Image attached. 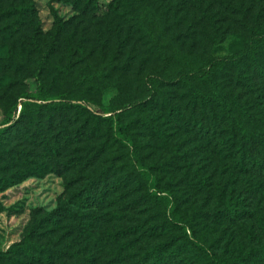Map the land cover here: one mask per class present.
<instances>
[{"label":"trees","instance_id":"1","mask_svg":"<svg viewBox=\"0 0 264 264\" xmlns=\"http://www.w3.org/2000/svg\"><path fill=\"white\" fill-rule=\"evenodd\" d=\"M73 1L81 8L84 5L85 11L90 3ZM7 7L2 16L23 18L21 24L33 30L29 32L34 40L30 52L41 58L37 62L38 87L35 91L23 89L0 122V148L11 138L16 141L15 149L22 148L7 150L9 143L3 155L0 153V192L30 177L54 173L65 178L66 195L52 211L35 210L22 240L8 251L0 250V264H253L254 250L241 249L233 258H225L199 239L198 229L204 217L242 225L259 212L252 202L254 190L250 194L246 187L252 186L244 180L260 174V191L264 187V113L252 110L245 97L255 91L260 77L264 81L260 69L264 28L246 26L247 48L225 60L203 62L186 55L184 46L171 58L161 43L167 33L163 18L156 25L152 4L112 0L107 10L144 33L155 49L153 54L165 63L174 58L179 62L182 72L171 84L182 95L176 103L164 98L161 112L155 115L149 112L155 97L130 106L96 103L94 111L85 94L75 100L55 93L42 78L52 49L41 45L34 4ZM15 31L20 30H7L9 34ZM62 31L64 26L58 22L52 40H60ZM61 70L72 73L71 67ZM229 71L236 73L235 85L223 78ZM107 78L103 74L87 76L77 87L88 86L101 93L111 85ZM156 82L158 79L150 78L153 87L159 84ZM134 117L138 120L133 121ZM136 127L168 146L169 135L182 131L196 133L209 146L217 143L219 153L225 155L219 157L225 162L220 174L217 164L214 174L202 177L200 170L193 171L187 151L182 154L180 148L174 149L170 163L176 173L187 170V180H198L201 186L221 180L215 191L205 190L211 210L183 208L173 189L163 184L165 176L154 170L146 149L139 145ZM171 139L178 142L173 136ZM118 151L123 154L116 155ZM3 210L0 203V214ZM260 237L264 238V225H260ZM262 249L264 253V246Z\"/></svg>","mask_w":264,"mask_h":264},{"label":"rangeland","instance_id":"2","mask_svg":"<svg viewBox=\"0 0 264 264\" xmlns=\"http://www.w3.org/2000/svg\"><path fill=\"white\" fill-rule=\"evenodd\" d=\"M111 1L90 0L85 11L84 5L81 8L73 0H0V122L23 89L35 91L38 87L37 62L41 55L30 52L34 46L30 34L32 28L21 24L22 17L8 19L2 16L5 7L21 2L34 4L42 32L41 45L47 50L52 49L42 78L48 87H52L53 92L67 94L75 100H80L79 96L85 94L90 101L87 104L94 111L98 108L93 105L96 103L105 106H130L142 100L152 101L155 97L152 110L149 111L154 115L161 112L164 98L172 103L180 99L182 93L171 84L179 79L182 72L179 62L174 58L170 63H165L158 54H153L155 49L148 43L149 38L144 33H139L133 25L126 24L118 13L107 10ZM146 1L154 7L156 25H159L158 18H163L162 26L167 33L166 39L162 38L161 43L167 48L168 57L171 58L176 57L177 49L184 46L186 55L203 62L225 60L247 48L249 35L246 26L260 30L264 28V0ZM58 22L63 24L64 31L61 39L55 41L52 38ZM13 28L20 31L9 34L7 30ZM155 34L158 35V32ZM260 62V69L264 70V49L260 52ZM68 67H71L72 73H62L61 68ZM98 74L108 75L107 81L111 84L101 93L88 86L87 89L77 87L81 78ZM150 78L158 79L156 83L159 84L153 87ZM223 78L226 82L236 84L235 72L229 71ZM243 92H247V89ZM245 100H249L252 110L260 109L259 112L264 113V81L261 77L255 91L245 97ZM135 120L138 118L134 117L133 121ZM134 132L139 145L146 149L147 156L151 158L154 170L161 177L165 176L163 184L173 189L183 208L200 206L206 208V211L211 210L205 190L215 191L221 186V180L201 186L198 180H187V170L176 173L170 163L174 149L180 148L182 154L183 150L187 151L193 171L200 170L202 177L214 174L217 164L220 174L225 162L219 157L224 158L225 155L221 156L217 143L212 142L210 147L201 142L196 133L182 131L177 136L169 135L168 146L147 136L142 128L136 127ZM171 136L178 142H173ZM13 140L11 138L8 141L10 147L7 150H22L15 149L16 141ZM9 143L0 148L2 155ZM115 154L121 156L123 153L118 151ZM13 155L18 157L14 153ZM5 158L9 159L8 156ZM252 176L246 178L244 183L250 182L253 187L248 186L246 189L250 194L254 190L252 202L259 211L256 217L240 225L231 221H206L205 218L209 217L203 216L198 237L208 246L215 247V252L225 258H233L241 249L254 250L253 264H264V238L260 237V225H264V187L260 191V174ZM65 195L66 180L54 173L42 178L30 177L19 185L0 192V203L4 207L0 214V250L8 251L22 240L35 210L52 211ZM192 212L193 210L190 211Z\"/></svg>","mask_w":264,"mask_h":264}]
</instances>
